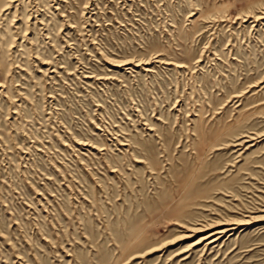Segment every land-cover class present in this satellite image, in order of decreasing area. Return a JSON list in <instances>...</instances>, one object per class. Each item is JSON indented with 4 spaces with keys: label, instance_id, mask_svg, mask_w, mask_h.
Masks as SVG:
<instances>
[{
    "label": "rangeland",
    "instance_id": "374dc122",
    "mask_svg": "<svg viewBox=\"0 0 264 264\" xmlns=\"http://www.w3.org/2000/svg\"><path fill=\"white\" fill-rule=\"evenodd\" d=\"M0 264H264V0H0Z\"/></svg>",
    "mask_w": 264,
    "mask_h": 264
},
{
    "label": "bare ground",
    "instance_id": "6f19581e",
    "mask_svg": "<svg viewBox=\"0 0 264 264\" xmlns=\"http://www.w3.org/2000/svg\"><path fill=\"white\" fill-rule=\"evenodd\" d=\"M217 231V230H216ZM225 230H218L217 232H215V233H211L210 235H208L207 237H209V236H216L215 234H219V233H223ZM206 236L205 237H203V239L204 238H207ZM217 240V239H216ZM199 242V241H198Z\"/></svg>",
    "mask_w": 264,
    "mask_h": 264
}]
</instances>
